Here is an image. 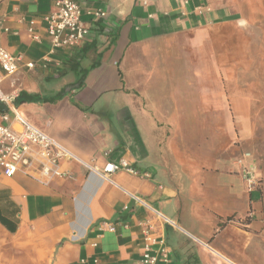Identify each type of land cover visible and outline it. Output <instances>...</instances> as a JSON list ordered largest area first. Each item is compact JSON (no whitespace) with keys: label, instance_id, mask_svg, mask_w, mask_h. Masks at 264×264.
Listing matches in <instances>:
<instances>
[{"label":"crops","instance_id":"0c3cea01","mask_svg":"<svg viewBox=\"0 0 264 264\" xmlns=\"http://www.w3.org/2000/svg\"><path fill=\"white\" fill-rule=\"evenodd\" d=\"M78 1L87 37L76 48L51 49L41 22L35 28L39 41L30 38L27 27L30 19L52 9V0H0V46L21 58L18 70L2 80L0 89L15 96L23 91L53 96L64 90L54 102L15 105L28 121L96 169L125 158L139 175L117 171L104 181L76 162L64 164L71 178L48 185L20 173L0 175V264H13L11 256L21 264H142L146 221L164 237L168 264H264V228L251 233L226 224L212 232L220 223L213 212L242 213L248 205L236 176L211 174L209 180L214 191L222 198L230 195L236 206L221 210L219 195L207 209L197 203L181 207L178 187L160 176L150 160L151 154L156 157V135L162 132L152 126L151 108L163 111V117L176 110L173 114L180 118L176 97L190 91L193 116L198 100L201 106L208 103L205 96L196 98L189 59L178 61L179 50H184L177 39L202 35L208 25L229 19V13L218 0H210L209 11L202 15L194 7L207 4L204 0H192L186 7L174 0H146L145 5L141 0ZM89 8L104 9L106 15L92 18L86 15ZM29 61L34 63L31 69L24 66ZM175 78L189 91L175 88ZM207 80L209 76L197 83L204 87ZM155 87L166 93L162 102H176V109L168 111L159 100L152 105ZM133 88H141L140 102L133 99ZM138 102L143 104L140 110ZM135 121L148 135L146 140ZM222 177H227L225 183ZM210 194L209 188L206 196ZM159 202L172 204L190 230L155 207ZM108 223L115 224L114 231L105 229ZM166 224L171 226L167 233Z\"/></svg>","mask_w":264,"mask_h":264},{"label":"rangeland","instance_id":"374dc122","mask_svg":"<svg viewBox=\"0 0 264 264\" xmlns=\"http://www.w3.org/2000/svg\"><path fill=\"white\" fill-rule=\"evenodd\" d=\"M218 4L229 13V19L208 25L202 35L190 34L179 37L176 42L184 50L183 53L179 50L178 61L189 59L193 67L197 100L205 96L208 103L201 106L202 101L198 100L193 116L194 94L190 91L176 97L177 107L183 114L180 118L174 116L176 110L165 112L167 116L163 117V111L151 108L152 126L162 132L156 135L158 149L156 157L151 154L150 160L160 176L166 175L178 187L181 207L182 203H197L207 209L221 195L213 190L209 181L211 174L236 176L242 182L248 205L242 213L213 212L220 223L212 232L231 224L240 230L258 233L259 228H264V0H218ZM207 76L209 81H205L204 87L197 83ZM175 79V88L189 91ZM133 92V99L139 101L141 88H133ZM165 94L158 93L155 87L149 100L155 107L160 101L168 111L176 109V102H162ZM139 102L135 106L140 110L143 104ZM135 124L139 135L146 140L148 135L141 124L138 121ZM245 168L254 169L252 186L245 180ZM221 180L225 183L227 177ZM219 184L218 181L221 191ZM209 188L211 194L206 196ZM229 196L222 198L221 195L224 202L221 210L236 206V201ZM155 207L190 230L172 204L159 202ZM252 223L257 225L251 227ZM12 259L13 264H21L15 256Z\"/></svg>","mask_w":264,"mask_h":264},{"label":"built area","instance_id":"2783aa9c","mask_svg":"<svg viewBox=\"0 0 264 264\" xmlns=\"http://www.w3.org/2000/svg\"><path fill=\"white\" fill-rule=\"evenodd\" d=\"M186 7L192 0H174ZM203 6H195L194 11L199 15L209 11L208 2ZM145 5L146 0H141ZM52 9L42 15L39 19H30L27 33L35 41L41 38L35 31L37 23L44 25L46 37L49 38L51 49L78 47L88 35V25L82 19V9L78 0H52ZM92 18H103L106 11L99 8H89L86 15ZM20 57L0 46V83L6 76L18 70ZM28 69L33 68L34 63L25 62ZM15 95L5 93L0 89V105L4 110L0 111V175L6 178L17 173L26 175L40 185H48L55 179L71 178L70 171L64 167L65 163H78L88 169L89 173L97 174L102 180L108 181L110 175L117 171H127L133 175L139 172L132 168L127 159H120L118 162L108 161L102 168L96 169L94 165L85 162L77 154L72 153L59 141L50 137L42 128L37 127L28 121L18 111L14 103ZM109 152H104L108 156ZM245 180L249 186L254 184V169H244ZM148 176V174H145ZM139 204L149 207L143 199L133 196ZM156 216L157 212L153 210ZM115 224H105L107 231H114ZM143 234L142 264H168L169 247L164 237L152 227L150 222H145L141 230Z\"/></svg>","mask_w":264,"mask_h":264},{"label":"trees","instance_id":"16d2710c","mask_svg":"<svg viewBox=\"0 0 264 264\" xmlns=\"http://www.w3.org/2000/svg\"><path fill=\"white\" fill-rule=\"evenodd\" d=\"M82 82V80H81ZM80 82V83H81ZM81 85V84H79ZM66 94V92L64 90H61L59 92H57L55 95L53 96H40L37 94H27L24 91L23 92H19L15 99H14V103L17 104H22L23 102H54L57 99L61 98L62 96H64ZM4 110L3 107L0 105V111ZM171 229V226L166 224L165 225V233H167L169 230Z\"/></svg>","mask_w":264,"mask_h":264}]
</instances>
